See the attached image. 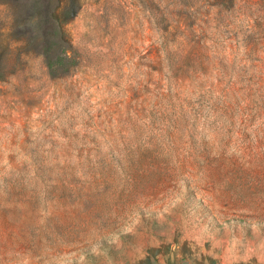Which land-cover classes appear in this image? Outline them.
<instances>
[{"label": "rangeland", "instance_id": "rangeland-1", "mask_svg": "<svg viewBox=\"0 0 264 264\" xmlns=\"http://www.w3.org/2000/svg\"><path fill=\"white\" fill-rule=\"evenodd\" d=\"M0 264H264V0H0Z\"/></svg>", "mask_w": 264, "mask_h": 264}]
</instances>
